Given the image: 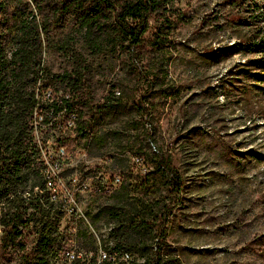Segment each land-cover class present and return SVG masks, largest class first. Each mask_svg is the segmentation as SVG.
I'll return each instance as SVG.
<instances>
[{"label": "rangeland", "instance_id": "374dc122", "mask_svg": "<svg viewBox=\"0 0 264 264\" xmlns=\"http://www.w3.org/2000/svg\"><path fill=\"white\" fill-rule=\"evenodd\" d=\"M174 8L184 10L190 21H181L173 35L176 43L169 63L168 85L175 93L165 106L158 103L145 115L142 108L133 105L147 89L140 69L130 65L126 56L91 52L80 39L77 26L72 27L71 34L74 45L95 71L94 100L102 102L109 91H120L121 95L115 94L120 104L107 111L91 138L67 147V154H60L58 139L69 134L76 114L68 117L65 109L54 114L49 108L53 100L49 88H37V93L42 92L44 106H48V123L38 114L37 122L42 123L37 136L46 144L43 152L51 160L49 168L60 172L65 185L61 193L64 195L67 188L73 191L87 214V219L76 221L48 187L57 212H62L58 230L61 238L66 236L67 245L86 249L94 243L93 248L98 245V250H111L115 245L113 227L117 224L115 205L119 196L128 209L138 205L151 217L158 213L154 232L146 236L144 232H127L124 235L129 239L140 235L162 242L169 252L178 253L184 264H255L248 242L253 238V213L264 215V206H253L264 187V162H253L252 157L239 170L230 154L234 152L232 148L243 154L251 147L264 153V99L259 102L260 94L251 90L240 102L235 101L231 87L221 81L246 57L238 54L210 64L201 54L210 47L232 44L238 39L239 30L226 22L225 15L233 10L222 0H175ZM146 38L151 39L152 32ZM153 58L155 54L145 52L136 65L144 67ZM43 64L45 73L51 76L74 69L76 58L71 51L48 50ZM222 90L230 96L226 97ZM156 146L172 151L173 163L185 181L181 193L167 192L155 175L147 174L151 168L148 155ZM57 163L58 168L54 166ZM117 174L122 183L113 185ZM125 178L129 183L124 187ZM97 184L101 189L95 187ZM109 187V191L104 189ZM45 195L37 199L45 202ZM32 210L30 207L24 213L19 225L23 232L10 240L11 248L4 245L5 228L9 230L11 225L5 227L0 219L4 257L33 252L39 223L30 214ZM166 211L171 214L164 219L162 213ZM74 226L82 237H77ZM61 238L51 254H61ZM130 252L135 260L137 256ZM143 260L138 258V262Z\"/></svg>", "mask_w": 264, "mask_h": 264}, {"label": "trees", "instance_id": "16d2710c", "mask_svg": "<svg viewBox=\"0 0 264 264\" xmlns=\"http://www.w3.org/2000/svg\"><path fill=\"white\" fill-rule=\"evenodd\" d=\"M174 1L0 0V219L5 227L11 225L9 230L5 228L6 245L22 234L18 226L24 213L33 208L30 214L39 223L38 236L33 252L25 254L26 264L48 262V254L61 238L58 229L62 212H57V205L47 192L46 180L48 171L60 172L49 168L51 160L43 152L46 144L37 136L42 123L37 122L38 114L45 123L49 122L48 106H44L42 92L37 93V88H49L53 100L48 105L54 114L62 109L68 117L76 114L69 134L58 139L59 145H68V148L91 138L107 111L117 107L120 100L113 91L102 102L94 100L95 71L74 45L76 41L71 34L72 27L77 26L80 39L91 52L126 56L130 65L140 69L147 89L133 105L142 108L145 115L158 103L165 106L175 93L168 85L169 63L176 43L173 35L181 21H190L184 10L174 8ZM222 4L233 10L225 15L226 22L239 30L238 39L232 44L210 47L201 54L210 64L238 54L246 57L244 62L228 70L221 81L231 87L235 101L240 102L253 90V94H260L257 95L260 102L264 99V0H222ZM243 30L246 32L242 34ZM149 32H152L151 39L146 38ZM48 50L71 51L76 58L74 69L51 76L46 74L43 58ZM148 51L156 58L144 67L137 66ZM222 92L226 97L229 95ZM232 150L230 158L239 170L252 157L253 162H264V153L254 147L243 154ZM147 160L151 163L147 174L155 175L164 185L163 189L174 194L184 190V178L174 165L169 148L156 146ZM54 166L58 168L59 164ZM126 183L129 182L125 178L124 187ZM26 193L29 198L24 197ZM45 193V202H40L37 198ZM253 206H264V187ZM115 207L117 224L113 227L115 245L111 249L133 251L137 256L133 264H184L180 255L169 252L162 242L140 235L129 239L124 235L144 232L146 236L154 232L157 212L151 217L138 209V205L128 209L119 196ZM170 214L171 211L162 213L164 219ZM253 231L248 245L257 261L255 264H264V215L259 211L253 213ZM80 233L76 230L77 237H82ZM61 239L66 246V236ZM93 245L90 243L89 247ZM138 258L144 260L138 262Z\"/></svg>", "mask_w": 264, "mask_h": 264}, {"label": "built area", "instance_id": "2783aa9c", "mask_svg": "<svg viewBox=\"0 0 264 264\" xmlns=\"http://www.w3.org/2000/svg\"><path fill=\"white\" fill-rule=\"evenodd\" d=\"M237 40H235L236 42ZM115 94L117 96L121 95L120 91H116ZM59 153L60 154H67L68 145H59ZM47 185L51 188V195H55L57 201L62 202L64 206V210L69 212L73 218L78 221L82 219H87V214L85 210L79 204L76 194L73 191H70L67 188L66 193L63 195L61 192L63 191L61 188L65 186L60 174L51 173L48 171L46 175ZM122 183L121 175L117 174L113 177L112 184L119 185ZM97 189H101V186L98 184L95 185ZM62 191H61V190ZM108 191L109 188H104ZM25 197L29 198V196L24 194ZM20 225V224H19ZM19 229L22 231V227L18 226ZM74 229L77 228L74 226ZM1 231V229H0ZM23 232V231H22ZM21 236V235H20ZM102 241V238H99ZM5 245V244H4ZM12 243L9 241L8 244L5 245V248H11ZM27 254V253H25ZM25 254L22 256H16L15 258L12 257H4L1 237H0V264H26ZM58 254V253H57ZM31 258V256H30ZM133 256L130 251L127 250H107L106 248H100L98 250V245L96 248H86L81 249L77 245H66L61 248V254H48V262H42L41 264H132ZM49 260H52L49 263Z\"/></svg>", "mask_w": 264, "mask_h": 264}]
</instances>
